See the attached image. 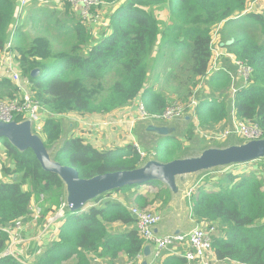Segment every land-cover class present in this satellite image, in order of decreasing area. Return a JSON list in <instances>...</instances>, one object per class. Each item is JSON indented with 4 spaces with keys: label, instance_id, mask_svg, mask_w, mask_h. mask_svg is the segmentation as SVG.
<instances>
[{
    "label": "trees",
    "instance_id": "trees-1",
    "mask_svg": "<svg viewBox=\"0 0 264 264\" xmlns=\"http://www.w3.org/2000/svg\"><path fill=\"white\" fill-rule=\"evenodd\" d=\"M101 1L104 5L117 3L107 19L110 32L96 38L90 22L83 21L71 3L63 2V12L71 25L60 27L70 29L75 38L68 49L55 51L47 36L33 38L28 46H17L18 51L13 48L19 53L21 72L29 79L32 97L49 113L43 118L40 132L48 150L61 141L62 115L82 118L104 115L140 97L150 114L162 113L171 100L166 92L148 87L151 59L157 47L159 51L167 50L169 60L180 69L174 77L181 78L182 93L176 96L182 101L189 100L209 71L213 33L220 25L221 43L234 39L225 48L250 64L254 71L249 85L236 97L237 117L258 123L264 138V12L250 9L256 0ZM157 8L166 12L168 22L154 15ZM20 14L18 0H0V52L14 35L21 34L14 25ZM47 18L50 20L52 16ZM232 23L236 26L230 30L234 34L226 35L224 27ZM36 68L42 74L32 77ZM112 70L119 73V78L105 93L104 78ZM229 83L230 77L225 72L207 80L213 90L219 91L227 89ZM19 92L10 79H0V100L13 99ZM195 114L201 127L211 130L227 121L228 102L215 97L201 99ZM186 133L188 140L195 137L193 123ZM209 147L212 146L200 149ZM154 149L156 158L162 162L185 157L178 136L169 137L164 146L158 143ZM56 159L74 167L86 179L134 170L144 163L133 143L99 149L76 132L65 139ZM249 163L260 171L244 170L246 164L221 167L217 169L220 175L213 170L205 171L207 177L195 186L188 204L196 223L207 222L216 227L213 248L219 260L264 264V168L260 160ZM161 184L149 181L125 186L100 196L87 209L84 207L88 203L77 212L66 209L51 241L41 252L37 246L34 252L27 253L31 255L30 261L22 263L11 256H2L10 240L3 228L19 219L28 222L31 203L41 193L45 196L41 202L43 217L57 212L65 200V185L58 176L43 170L31 150L22 152L8 139L1 138L0 264H94L95 258L111 263L123 261L121 255L135 259L143 252L145 240L136 227L130 204L140 208L156 203L166 206L172 200L167 187L158 189L150 199L139 192L143 187ZM113 194H128L127 202ZM115 223L127 228L119 230L113 226ZM162 255L157 260L160 264H187L186 259L170 251Z\"/></svg>",
    "mask_w": 264,
    "mask_h": 264
},
{
    "label": "built area",
    "instance_id": "built-area-1",
    "mask_svg": "<svg viewBox=\"0 0 264 264\" xmlns=\"http://www.w3.org/2000/svg\"><path fill=\"white\" fill-rule=\"evenodd\" d=\"M69 2L73 5L79 13L83 21L91 22L99 18L98 8L103 6L101 0H62ZM28 0H21L18 4V9L25 7ZM221 26V25H220ZM220 26L215 29L213 33V40L211 43L212 58L210 68L207 75L200 81L197 87L192 91V94L187 101L173 99V102L165 108L162 113L150 114L145 106V103L140 100L137 101V106L128 118H104L100 120H90L82 117L70 118L69 115H62L64 120L71 119L73 121L68 127V132L62 135V145L65 139L72 135L75 125L82 128L97 130L113 126H128L130 134L136 129V125L142 121L149 120H177V119H190L197 120L195 109L200 103L201 99L207 97H215V99H226L228 102L229 117L227 124L223 129L215 128L211 130H202L198 128L199 136L205 140L219 143L224 142L230 138H241L245 141L263 139V132L258 123L252 121L241 120L236 114V97L241 89L249 85L253 76V67L238 59L232 52L228 51L225 46L222 47L221 39L219 36ZM11 41L6 44L4 49L0 52V79L8 78L19 87V95L13 99L0 100V121L4 122H22L25 120L32 121L33 132L40 135L43 118L49 114L41 104L36 101L31 94L29 79L24 77L21 72L19 53L12 48ZM225 72L230 77L229 86L225 91L213 90L208 93L201 92L202 84L204 81L216 75L217 73ZM205 96H202V94ZM199 97H202L201 99ZM200 99V100H199ZM20 118L18 121L17 119ZM198 121V120H197ZM155 122V121H154ZM199 127V125H198ZM141 154L142 159L146 157V153L142 148L135 144ZM263 163L264 159L260 160ZM195 187L189 188L187 196L190 197ZM44 195L41 193L33 202L37 203L36 215L31 214L28 222L23 219L17 220L12 226L4 227L3 230L10 236V240L2 252V256H11L22 263H29L31 255L24 254L22 245L29 240L30 232L33 231L38 222H40L41 215V202L44 200ZM33 202L30 209L34 212ZM68 205L64 200L61 208L45 217L43 226L34 237L38 243L47 239L51 234L55 233L64 219ZM131 211L136 218V227L140 235L145 240V245L150 244L152 247V256L158 259L162 253L170 251L171 253L186 259L189 264H215L221 260L216 257L213 240L217 234L215 226L207 222L197 223L191 228L189 232H180L162 235L156 233L155 228L158 227L162 220L160 213L155 212L148 208L131 207ZM61 219L60 224L55 226L58 220ZM144 245V246H145ZM142 255L139 254L135 259H128L123 263L111 264H141ZM33 256V254H32ZM223 261V260H222ZM235 264L238 262L233 261ZM239 264V263H238Z\"/></svg>",
    "mask_w": 264,
    "mask_h": 264
},
{
    "label": "rangeland",
    "instance_id": "rangeland-1",
    "mask_svg": "<svg viewBox=\"0 0 264 264\" xmlns=\"http://www.w3.org/2000/svg\"><path fill=\"white\" fill-rule=\"evenodd\" d=\"M19 3H21V0H18ZM64 2V1H63ZM39 4V0H28V3L25 7H23L21 9V12L23 14V17L26 14V17H28V23L26 24L24 22V31H21V36H17L18 33L16 35H14V37H12L11 39V43H12V48H15L17 51V46L23 45V46H28L29 43L31 42V40L37 36H47L51 42H52V46L53 49L55 51H59V50H65L68 49L72 43L74 42L75 38L73 33L71 32L70 29L66 30L65 27H60L63 24H66V26L71 25V23L68 22V17L64 14L63 10H54L56 5H52L49 7H45L42 5H38ZM54 6V7H53ZM117 6L116 4H103V6H101L100 8H98V15L99 18H97L96 20H92L90 22L91 26L94 29L95 32V37L98 38L99 35H103L104 33H108V31L110 32V30L108 29V23L106 22V20L108 19V17L111 15L112 10L114 9V7ZM250 9L256 12H264V0H256L253 4H251ZM154 11V15L160 19L163 22H168L169 21V17L166 14V12L164 10H161L160 8H157ZM48 15H51L52 18H50V20L47 18ZM107 15V17H106ZM22 18V17H21ZM58 19V20H57ZM19 20H22L19 18ZM26 21V19L24 20ZM59 21V22H58ZM21 29V28H20ZM236 29L235 23H232L230 25H227L226 27H224V32L226 33V35H231L234 34V32H232L233 30ZM232 30V31H230ZM220 36V33H219ZM161 44V40L159 39L158 41V45ZM14 49V50H15ZM169 56V52L167 50H158V47L156 48V51L153 53L152 55V59H151V65H150V70H149V82H148V87L150 88V86L153 87V89L155 91H160V92H166V94L168 95L169 99L171 100V103L173 102V99H178L179 97H177L176 95H180L182 93V90H179L180 86V79L181 78H175L174 75H177V73H180V69L176 68L175 65H173V61L171 62V60H169L168 58ZM171 72H167L170 71ZM167 72V74H169L171 76V78H168L167 74L165 75V73ZM119 78V73L116 70H112L108 75H106V77L104 78V87H105V93H107V91L109 90V87L112 85V83L117 80ZM179 80V81H178ZM226 90V89H225ZM223 90V91H225ZM213 91V89L207 84L206 81H204V83L202 84V91L204 93H208ZM184 92V91H183ZM202 94V96H205V94ZM141 98V97H140ZM138 98L135 101H133L131 104H129L128 106L116 110L114 112L111 113H106L101 117L95 118V119H90V120H100V119H104V118H120V119H124V118H128L130 113L133 112V110H135V107L137 106L136 102L140 101L141 99ZM200 99L202 97H199ZM199 99V100H200ZM70 116V118H74L77 117V115L74 114H68ZM197 117V115H196ZM88 119V118H87ZM62 124H63V134L66 132H68V127L71 125V119H62ZM198 120V118H197ZM195 119H177V120H171V121H166V120H153L155 121L154 123L161 125L164 124V126L167 127L168 132L170 133V137L171 136H178L181 140V143L183 145V153L186 156L187 154H190V152L192 153H196L200 152L202 147L204 146H229L233 143H243L244 140L240 139V138H230L224 142H219V143H215V142H211L208 140L203 139L202 137H200L199 132H198V128L202 129L200 125V121ZM150 121V120H149ZM147 121H142L138 124L140 125H144ZM228 119L226 122H224V124H227ZM191 123L194 124L195 127V137L192 140H188L187 139V133H186V129L188 128V125H190ZM199 125V127H198ZM78 126V124H77ZM225 126L224 125H216L214 126L213 129L215 128H220L223 129ZM174 128H176V131L174 132ZM84 129H86V132L84 131ZM42 130V129H41ZM73 131L79 130V127H75L74 129H72ZM89 132V133H88ZM88 134V135H87ZM82 135L85 137V135L88 136L87 141L91 142V141H95L94 145L96 147H98L99 149H108L110 147H115V146H125L128 143H133L138 144L142 150L146 153V157L143 160V162H145V160L147 158H156V153H155V146L158 143H162V146H164V144L166 143V140L169 137H158L157 135L154 134H149L148 132L145 131V129L143 127L140 128L138 134L134 135V138L130 135V132L128 131V126L122 125V126H113V127H106V128H102V129H97V130H92V129H88L87 128H83L82 129ZM43 138V136H41ZM93 139V140H92ZM146 139V141H145ZM150 139V140H149ZM62 140V139H61ZM101 143H100V142ZM60 142V141H59ZM58 142V143H59ZM163 148V147H162ZM138 149V148H137ZM50 151H52V149H50ZM52 156H56L54 155V153H52ZM245 165V164H243ZM256 165V163L254 164ZM244 170H253L255 172H259L258 171V167H254L252 166V163H248L243 167ZM214 173L216 175H220L221 173L219 172V170H213ZM209 172V171H208ZM207 177L206 174H204V172L198 173L196 174L195 180L199 181V182H203L204 179ZM199 182L197 184H199ZM196 184V185H197ZM166 187L165 185L161 184L159 187H143V190H147L149 191V193L151 192V194L153 195L156 191H158V189L160 188H164ZM131 193V192H130ZM129 194V193H128ZM128 194H113V197H127L128 198ZM121 195V196H120ZM131 195V194H130ZM36 200V199H35ZM172 201V200H171ZM170 201V203H171ZM93 202L88 203L84 209H87V207L91 206ZM169 203V204H170ZM156 205H159L156 203ZM130 206L132 207H139L136 204H131ZM33 207H34V214L36 215V211L35 209H37V203L35 204L33 202ZM140 208V207H139ZM155 212H157L156 209H152L151 207L149 208ZM31 213V214H32ZM41 215H42V208H41ZM44 219L45 217H43L40 220V222H38L37 227L30 232V239L29 241H27L26 244L22 245L24 254H29L32 251L34 252V250L38 247H40V249L38 251H42L46 244L48 242H50L51 240L46 239L43 240L41 242L36 243V241L34 240V237L38 236L39 231L41 230L43 223H44ZM61 219L58 220V222L55 224V226H57L58 224H60ZM35 241V243H34ZM35 245H32V244ZM33 246V247H32ZM37 253V252H36ZM27 254V256H28ZM127 259H123V261L118 260L117 262H125ZM144 260V255H142V261ZM116 262V261H114ZM102 260L101 259H97L95 258L94 260V264H101Z\"/></svg>",
    "mask_w": 264,
    "mask_h": 264
},
{
    "label": "water",
    "instance_id": "water-1",
    "mask_svg": "<svg viewBox=\"0 0 264 264\" xmlns=\"http://www.w3.org/2000/svg\"><path fill=\"white\" fill-rule=\"evenodd\" d=\"M234 39L222 43V47L231 46ZM42 74L40 68L32 70L31 76ZM189 120V117H187ZM149 134L158 137H170V133L164 124L158 125L150 120L143 125ZM176 128H174V132ZM176 136V135H174ZM6 138L18 150L24 152L31 150L43 170L58 176L65 185V201L71 212H77L90 202H95L100 196L121 189L125 186L143 184L149 181H159L165 185L172 194L171 204L163 212L167 215L174 210L178 203L181 191L189 185V182L198 173L217 170L221 167L243 165L249 162L264 159V138L233 143L226 147H209L200 152L187 154L184 158L162 162L155 158H147L137 169L123 170L100 174L92 178H81L77 169L61 164L56 159L62 148V141L57 143L52 151L48 150L43 138L34 133L32 121L4 122L0 121V139ZM156 233L158 227L155 228ZM177 230L174 233H180ZM146 257L142 264H148L147 258L152 255V247L146 244L143 249Z\"/></svg>",
    "mask_w": 264,
    "mask_h": 264
},
{
    "label": "crops",
    "instance_id": "crops-1",
    "mask_svg": "<svg viewBox=\"0 0 264 264\" xmlns=\"http://www.w3.org/2000/svg\"><path fill=\"white\" fill-rule=\"evenodd\" d=\"M19 4V2H18ZM56 5L55 6V9L54 10H63V1L62 0H39V4L38 5H42V6H45V7H49V6H52V5ZM54 7V6H53ZM49 8H52V7H49ZM20 19L22 20H18L16 21V24L15 27H19V30H22L24 31V22L27 24L28 23V17H26V14L25 16L23 17V14L22 12H20ZM107 16V15H106ZM22 17V18H21ZM26 19V21H24ZM107 22V20H106ZM13 25V26H14ZM21 28V29H20ZM13 32V30H12ZM21 34L18 32V35L17 36H20ZM12 40V39H11ZM75 115V114H74ZM103 115H94V116H87V117H84V118H88V119H95V118H98V117H101ZM78 117V116H77ZM190 119V117H189ZM75 127H79V130H76L74 132H76L77 135L79 136H82V127H80L79 125H75ZM143 127V125H140V124H137L136 125V129L133 131V134H130L133 138H134V135L135 134H138L140 128ZM84 131L86 132V129H84ZM88 131V129H87ZM128 131H129V128H128ZM89 133V132H88ZM88 135V134H87ZM85 135L84 138H88V136ZM93 140V139H92ZM150 140V139H149ZM96 141V140H95ZM94 140L91 141L92 143L95 142ZM146 141V139H145ZM100 142V141H99ZM101 143V142H100ZM195 177L196 175L194 176V178L189 182V185L187 187H185L181 193H180V197H179V200H178V203L176 204V206H174V210L172 212H169L167 215H164L163 212L165 211V209H167V207L171 204H167L166 206L164 207H160V205H156V204H153L151 206H149V208L151 207L152 209H156L158 213L161 214L162 216V220L161 222L159 223L158 225V232L159 234H162V235H166V234H172L174 233L175 231L177 230H180L182 232H189L191 230V228L193 226H195L197 223L191 218V210H190V207H189V204H188V200H189V197L187 196V192L189 190V188L191 187H195L196 184L199 182L197 180H195ZM140 193H142L143 195L147 196L149 199L151 198V192L149 193V191L147 190H139ZM118 195V194H117ZM121 196V195H120ZM119 198V200L121 199V201H125L127 202L126 200L128 199L127 197H117ZM131 205V204H130ZM113 226L119 230H124L126 229L127 227L120 224V223H115L113 224ZM54 234V233H53ZM53 234H51L47 239L51 240L52 237H53ZM29 240L30 239V236H29ZM28 240V241H29ZM46 240V239H45ZM27 243V241H26ZM25 243V244H26ZM35 243V241H34ZM32 244V245H35V244ZM37 243V242H36ZM33 247V246H32ZM167 254V253H165ZM163 254V255H165ZM144 255V254H143ZM162 255V254H161ZM162 255V256H163ZM122 256V259H127V257L125 255H121ZM161 256V257H162ZM165 256H168V255H165ZM160 257V258H161ZM146 259V257L144 256V260ZM159 259V258H158ZM158 259H154V257L151 255V257L147 258V262L148 264H160L157 262ZM116 262L118 261L115 260ZM143 262V261H142ZM111 263H115L114 261L111 262ZM107 261H104L102 260V263L101 264H111ZM118 263H121V262H118ZM142 264V263H141ZM189 264V263H187ZM215 264H235L233 261H229V260H223V261H219Z\"/></svg>",
    "mask_w": 264,
    "mask_h": 264
},
{
    "label": "bare ground",
    "instance_id": "bare-ground-1",
    "mask_svg": "<svg viewBox=\"0 0 264 264\" xmlns=\"http://www.w3.org/2000/svg\"><path fill=\"white\" fill-rule=\"evenodd\" d=\"M74 215V214H73Z\"/></svg>",
    "mask_w": 264,
    "mask_h": 264
}]
</instances>
